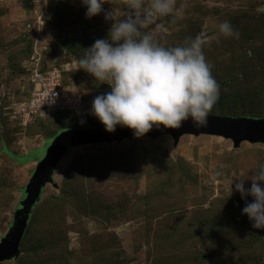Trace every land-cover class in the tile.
<instances>
[{"label": "rangeland", "instance_id": "obj_1", "mask_svg": "<svg viewBox=\"0 0 264 264\" xmlns=\"http://www.w3.org/2000/svg\"><path fill=\"white\" fill-rule=\"evenodd\" d=\"M175 7L179 15L158 16L149 28L165 47L204 40L220 85L209 115L264 119V0H175ZM104 9L113 21L129 12L126 0ZM113 21L86 18L80 0H0V241L50 142L66 129L103 127L89 113L110 88L79 61ZM224 21L238 39L220 33ZM34 58L62 72L65 91L83 95L86 116L21 110ZM74 145L42 186L19 253L0 264H264V230L242 215L251 197L230 191L233 180L264 166V142L153 132Z\"/></svg>", "mask_w": 264, "mask_h": 264}, {"label": "clouds", "instance_id": "obj_2", "mask_svg": "<svg viewBox=\"0 0 264 264\" xmlns=\"http://www.w3.org/2000/svg\"><path fill=\"white\" fill-rule=\"evenodd\" d=\"M80 3L86 8V18L103 13L106 21H113V10L104 9L108 0ZM126 3L127 16L113 21L107 37L97 39L79 61L80 70L110 88L95 96L89 114L108 133L127 128L137 139L154 127L180 129L189 119L196 127L207 126L209 114L220 99V85L205 56L204 40L196 37L179 46L165 47L154 39L150 23L158 16L179 15L175 0ZM219 31L224 37L238 39L240 35L229 21L220 23ZM248 181L250 187H246ZM233 190L245 201L251 197L242 215L254 229L264 230V166L247 178L233 180L231 195Z\"/></svg>", "mask_w": 264, "mask_h": 264}, {"label": "water", "instance_id": "obj_3", "mask_svg": "<svg viewBox=\"0 0 264 264\" xmlns=\"http://www.w3.org/2000/svg\"><path fill=\"white\" fill-rule=\"evenodd\" d=\"M153 132H174L181 136L186 132L215 133L233 136L237 140H250L251 142H264V119H239L210 116L205 127H196L189 119L180 129H165L163 126L154 127ZM124 135H134L132 130L118 127L115 133H108L105 127L86 130L66 129L59 133L44 151V158L34 174L31 186L27 189L24 202L16 213L15 222L10 233L0 241V262L9 260L19 253L20 243L29 226L32 212L42 197V186L51 180L58 163L66 153L78 143L96 142L102 139H114ZM179 138V137H178ZM178 140V139H177Z\"/></svg>", "mask_w": 264, "mask_h": 264}, {"label": "built area", "instance_id": "obj_4", "mask_svg": "<svg viewBox=\"0 0 264 264\" xmlns=\"http://www.w3.org/2000/svg\"><path fill=\"white\" fill-rule=\"evenodd\" d=\"M36 59V58H34ZM40 60L28 74L31 82L30 101L21 110L27 114L55 112L67 116H86L89 113L83 95L65 91L61 71L57 68L42 71ZM54 95V96H53Z\"/></svg>", "mask_w": 264, "mask_h": 264}, {"label": "trees", "instance_id": "obj_5", "mask_svg": "<svg viewBox=\"0 0 264 264\" xmlns=\"http://www.w3.org/2000/svg\"><path fill=\"white\" fill-rule=\"evenodd\" d=\"M41 69H42V71H47L48 70L44 66Z\"/></svg>", "mask_w": 264, "mask_h": 264}]
</instances>
